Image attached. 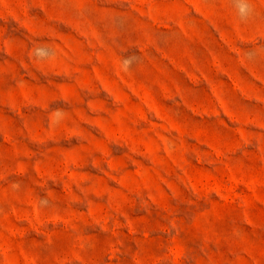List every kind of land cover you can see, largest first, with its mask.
I'll return each instance as SVG.
<instances>
[{"label": "rangeland", "instance_id": "rangeland-1", "mask_svg": "<svg viewBox=\"0 0 264 264\" xmlns=\"http://www.w3.org/2000/svg\"><path fill=\"white\" fill-rule=\"evenodd\" d=\"M0 264H264V0H0Z\"/></svg>", "mask_w": 264, "mask_h": 264}, {"label": "clouds", "instance_id": "clouds-1", "mask_svg": "<svg viewBox=\"0 0 264 264\" xmlns=\"http://www.w3.org/2000/svg\"><path fill=\"white\" fill-rule=\"evenodd\" d=\"M246 5H240V10L243 13L246 10Z\"/></svg>", "mask_w": 264, "mask_h": 264}]
</instances>
